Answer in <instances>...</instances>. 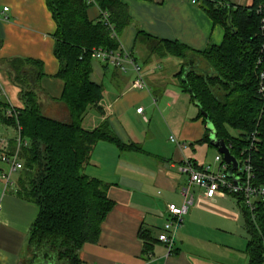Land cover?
<instances>
[{
	"label": "crops",
	"instance_id": "0c3cea01",
	"mask_svg": "<svg viewBox=\"0 0 264 264\" xmlns=\"http://www.w3.org/2000/svg\"><path fill=\"white\" fill-rule=\"evenodd\" d=\"M122 1L132 16L121 38L122 49L141 65L147 86L135 88L133 71L124 73L93 58L91 80L101 84L104 93L98 107L86 114L83 127L94 131L108 124L128 148L103 140L94 148L86 173L109 184L108 197L115 205L102 224L98 242L82 248L81 264H250L245 214L238 198L229 193L208 199L204 189L193 186L194 203L172 252L159 240L169 205L184 202L183 190L189 186V176L180 170L184 160L197 167L219 166L215 162L219 152L206 139L210 135L206 119L179 74L199 58L197 53L221 46L226 29L193 0ZM229 2L243 7L254 4V0ZM88 16L100 21L99 7L91 5ZM56 30L46 0H0V99L13 108L24 103L20 87L5 69L10 59L43 61L42 88L47 96H61L63 83L56 78L60 63L54 55ZM166 42L181 43L192 51L176 56ZM140 107L142 113L137 111ZM0 136L13 153L16 127L0 121ZM8 170L9 165L0 161V264H26L29 231L40 207L16 194L21 170L6 187L2 174ZM142 231L150 245L147 253Z\"/></svg>",
	"mask_w": 264,
	"mask_h": 264
},
{
	"label": "trees",
	"instance_id": "16d2710c",
	"mask_svg": "<svg viewBox=\"0 0 264 264\" xmlns=\"http://www.w3.org/2000/svg\"><path fill=\"white\" fill-rule=\"evenodd\" d=\"M46 2L57 25L54 55L60 63L56 78L63 83L62 94L57 99L48 98L42 88L41 80L46 77L43 61L7 60L5 69L20 87L24 106L13 108L0 99V121L16 128L20 125L23 138L30 141L21 151L24 167L16 191L18 196L40 207L29 231L27 263L81 264L82 248L98 242L102 224L115 205L108 197L109 184L86 173L94 148L102 140L114 142L123 150L128 148L113 135L108 124L94 131L83 127L86 114L98 107L104 93L103 86L91 80L92 51L100 47L121 51V38L131 26L132 16L122 0H95L100 11L109 14L113 26L110 28L102 18L98 22L90 20L91 5L87 0ZM197 2L225 27L226 34L221 46L197 53L199 58L188 63L179 76L185 90L209 115L218 137L226 141L237 158L248 147L250 133L259 130L261 140L251 156L256 168L255 181L264 185V116L258 121L264 101L259 94L256 70L264 0H254L251 7L236 6L229 0ZM166 48L179 57L192 51L178 42H166ZM44 102L62 104L67 122L45 115ZM9 109H14L17 116L8 115ZM228 127L243 133L234 137ZM206 139L210 142L209 135ZM238 200L250 235V264H264V205L259 204L252 216L241 198ZM140 237L146 241L145 252H149L143 231Z\"/></svg>",
	"mask_w": 264,
	"mask_h": 264
},
{
	"label": "built area",
	"instance_id": "2783aa9c",
	"mask_svg": "<svg viewBox=\"0 0 264 264\" xmlns=\"http://www.w3.org/2000/svg\"><path fill=\"white\" fill-rule=\"evenodd\" d=\"M89 5H96L95 0H87ZM197 0H193L196 3ZM5 11L8 7L4 8ZM263 13L260 24L261 32V45L259 54L256 60V70L258 78V90L261 98L264 101V8L260 9ZM101 18L105 21L106 25L113 28L109 21V14L101 12ZM94 59L109 63L114 67L120 69L122 72L127 73L133 71L135 73L134 86L137 89L146 88V82L142 73V67L133 57L131 53L118 50H108L104 48H95L92 51ZM138 113L143 112V107L137 109ZM8 115L17 116L14 109L8 110ZM264 116V107L259 117V122ZM259 122L257 125H259ZM172 141L180 144L176 137H171ZM260 132L256 128L249 135V145L242 152L241 158H237L240 163L241 173L236 172L235 176L238 178V185L234 179L228 177L227 172L231 165L225 163L222 154H218L215 162L219 164L218 167L213 165H204L197 167L191 160L186 159L180 165V170L189 176V186L183 190L184 202L181 205L172 203L168 207L167 221L164 225V230L159 235V240L165 243L171 253L176 242L177 234L183 225L184 219L188 214L189 208L194 203V195L191 192L193 186H198L204 189V195L208 199H214L219 194L229 193L241 198L242 204L255 215V211L259 204L264 205V185L256 183V168L252 159V152L258 149L260 142ZM29 141L24 139L21 132V126H17V149L12 153L4 142L0 140V161L9 165V170L2 174V178L6 181V187L12 181V175L19 170H22L24 163L21 158V151L24 147L29 146ZM238 169V170H239ZM237 171V170H236Z\"/></svg>",
	"mask_w": 264,
	"mask_h": 264
},
{
	"label": "water",
	"instance_id": "95a60500",
	"mask_svg": "<svg viewBox=\"0 0 264 264\" xmlns=\"http://www.w3.org/2000/svg\"><path fill=\"white\" fill-rule=\"evenodd\" d=\"M199 105V103L197 102ZM201 108V107H200ZM202 114L206 119L207 129L210 132V144L213 145L220 154L223 155L225 163L231 165L227 175L229 178L234 179L235 183L238 185V178L235 176V171L240 168V163L235 155L232 154L230 147L227 145L226 141L218 137L217 130L214 127V124L211 122L209 115L204 112L201 108ZM37 264H43L41 261Z\"/></svg>",
	"mask_w": 264,
	"mask_h": 264
},
{
	"label": "rangeland",
	"instance_id": "374dc122",
	"mask_svg": "<svg viewBox=\"0 0 264 264\" xmlns=\"http://www.w3.org/2000/svg\"><path fill=\"white\" fill-rule=\"evenodd\" d=\"M50 96H48V98H49ZM51 98H54V97H51ZM44 100V99H43ZM44 114L45 115H47V116H49V117H51V118H53V119H56V120H59V121H62V122H67V120H68V118L66 117H64L62 114L64 113V106H62V104L60 105V104H55V102L53 103V104H51V105H48V104H46L45 105V102H44ZM68 112V111H67ZM67 119V120H66ZM17 129V128H16ZM228 129V132L232 135V136H238V135H240V134H242L243 132L242 131H239V130H236V129H233V128H230V127H228L227 128ZM2 137L0 136V139H1ZM29 141V140H28ZM215 148V147H214ZM213 165V164H212ZM236 173H238V174H240L241 173V170L239 169V170H237V171H235ZM16 177H17V173H15L14 174V176H13V179H16Z\"/></svg>",
	"mask_w": 264,
	"mask_h": 264
}]
</instances>
